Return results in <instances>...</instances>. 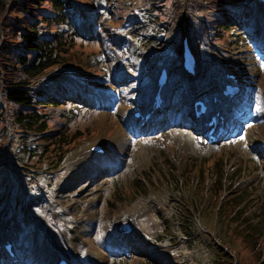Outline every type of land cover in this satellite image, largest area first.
Here are the masks:
<instances>
[{
  "label": "rangeland",
  "instance_id": "374dc122",
  "mask_svg": "<svg viewBox=\"0 0 264 264\" xmlns=\"http://www.w3.org/2000/svg\"><path fill=\"white\" fill-rule=\"evenodd\" d=\"M115 1L131 11L127 14L114 7ZM241 3L236 4L234 15L220 13L212 23L207 20L209 32L184 13L190 47L198 58L193 78L181 73L180 37H175V30L168 31V26L144 7L134 8V0H80L78 8L65 11L66 23L57 33L71 34L84 50L68 67L48 71L39 79L45 93L50 92V82L65 88L64 92L56 88L48 99L58 107L48 105L41 110L46 113L43 118L54 123L52 127L39 141L22 148L41 153L45 140L62 131L89 129L86 137H96L79 142L59 169L42 171L43 187L29 180L39 170H22L31 175L24 178V185H35L33 195H26L23 203H14L12 195L0 192L4 223L11 230L17 222L23 228L13 238L23 264L28 255L34 256L33 251L46 264L54 247L63 250L62 258L72 264H194L193 254L187 252L190 244L201 248L216 239L233 248L243 239L251 262L260 259L256 264H264V107L256 101L264 99V39L258 41L260 32L264 35V12L260 14L264 1ZM220 26L224 29L218 31ZM215 34L221 35L219 41ZM211 40L214 49L208 44ZM167 64L171 65L170 80L177 85L174 95L145 132L124 131L127 143L121 148V108H128L129 114L134 109L142 111L140 102L150 98L159 68ZM126 71L131 76L120 77ZM225 71L239 78L230 118L240 125L230 126L232 132L224 141L206 147L195 144L194 136H182L180 141L168 136L173 129L185 131L180 121L188 120L193 95L185 93L193 91L191 84L209 91L201 95L208 98L223 89ZM184 142L186 146H182ZM96 143L105 146V156L88 152ZM75 158L76 166L68 174ZM104 161L111 164L100 165ZM92 174L99 176L95 179ZM37 198L42 202L29 206ZM232 198L236 201H229ZM241 198L245 201L236 213L232 214L231 208L221 210ZM74 219H79L83 231L76 243L69 244L76 229ZM124 224L129 226L130 236L119 231ZM3 230L8 233L9 229ZM124 238L132 240L129 250L115 243Z\"/></svg>",
  "mask_w": 264,
  "mask_h": 264
},
{
  "label": "trees",
  "instance_id": "16d2710c",
  "mask_svg": "<svg viewBox=\"0 0 264 264\" xmlns=\"http://www.w3.org/2000/svg\"><path fill=\"white\" fill-rule=\"evenodd\" d=\"M136 1L153 12L156 11L160 19L174 28L185 6V0ZM76 2L78 1L0 0V154L1 163L5 161V157L11 160L13 182L14 178H21L22 174L18 170L22 168L27 172L36 169L56 170L79 142L96 137H86L89 129L62 131L45 140L41 153L22 148V145L27 147L30 142L39 141L54 124L43 118L41 110H44V106L56 107L58 104L47 100L51 99V95L40 89L39 79L48 71L68 65L84 50L69 33L48 35L64 24L65 7ZM239 2L240 0H186V5L191 16L201 15L208 20L214 18L219 10L232 11V7ZM55 87L50 85V92ZM1 173L0 187L7 191L9 178L4 166ZM229 201L234 202L236 198ZM244 201L241 198L234 205L225 206L221 210L227 212L231 208L232 214L236 213ZM215 203L214 201L213 204ZM186 235L193 240L192 235ZM244 235L248 237L250 232L246 231ZM190 249L198 262L206 256L210 264H256V261H260L258 259L255 263L251 262L243 239L234 248L218 239L209 241L207 246L201 248L191 243Z\"/></svg>",
  "mask_w": 264,
  "mask_h": 264
},
{
  "label": "bare ground",
  "instance_id": "6f19581e",
  "mask_svg": "<svg viewBox=\"0 0 264 264\" xmlns=\"http://www.w3.org/2000/svg\"><path fill=\"white\" fill-rule=\"evenodd\" d=\"M262 10H264V8H262ZM263 20H264V18H263ZM260 36H263L264 37V35H263V33L262 32H260ZM264 42V41H263ZM264 45V44H263ZM181 53H182V50H181V47H180V54L179 55H181ZM168 65V67H171V65L170 64H167ZM229 74V73H231L232 74V72H230V71H225L223 74ZM125 76H127L128 74H124ZM234 77L236 78V76L234 75ZM237 80H238V83H239V78L237 77L236 78ZM172 82V80H170L169 79V77H168V80H167V82H166V85H165V88H164V92H166V91H168V90H166V86L167 85H170V83ZM193 86H196V84H194ZM230 86H234V87H236L237 89H238V85L237 84H235L234 82H233V80H230L229 82H227V80H225L224 82H223V85H222V87L223 88H228V87H230ZM264 86H262V88H263ZM152 88H154V92L157 90V84H156V81H155V83L153 84V86H152ZM197 88V87H196ZM261 88V90H264V88L262 89ZM154 92H153V94H154ZM162 93V104H161V106H160V108L159 109H157V110H154L152 107L154 106V102H153V94H152V96H151V98H150V100L148 101V100H145L144 101V103L147 105V110L146 111H148L149 112V115H151L150 117H151V119L150 120H148L147 122H145L144 124H143V127L142 128H138V131L139 132H145V130L151 125V124H153V123H155L156 122V114L158 113V112H160L161 110H163V109H165L166 107H167V105H168V102H170V94H165V93ZM202 91H201V89H199V88H197L196 90H195V88H194V91H187V97H189L190 95H193V96H200V95H202ZM165 94V95H164ZM237 94L238 93H236L235 94V96H237ZM220 97L223 99V100H221V104H220V106H217V105H214V104H212V98H210V105H209V111H208V114L207 115H205L204 117H199V118H196L195 119V117L193 116V110H192V102H191V108H190V112L187 114V116H188V122H189V128L191 129V132L192 133H195V134H197V133H200V132H203L204 133V131H206V132H208L210 129H212V136L213 137H216L215 136V134L213 133L214 131L215 132H217L218 131V129L221 127V121L223 120H226V118L228 117V116H226L225 114L223 115L222 113L226 110V108H229L230 110H231V106H232V104H233V98L231 97V95L230 94H226L225 92H222L221 94H220ZM193 101V100H192ZM195 101V100H194ZM259 101H261L262 103H264V101L262 100V99H259ZM227 103H228V105H227ZM134 111V110H133ZM223 111V112H222ZM128 108H126V107H122L121 108V110H120V114H121V118H122V125H127V124H129V126H130V128L129 129H127L128 131H131L130 129H134L133 128V126H135L136 128H137V126L138 125H140L141 123H143V121L141 120V119H134L133 117H132V112H130V116H127L128 114ZM166 114V113H165ZM186 115V114H185ZM164 116H166V115H163V117ZM167 117V116H166ZM238 119V118H237ZM239 120V119H238ZM184 119H182L181 118V123H182V126H183V123H184ZM209 121H211V122H213L214 124H212V125H205V123H207V122H209ZM238 124V125H237ZM133 125V126H132ZM137 125V126H136ZM233 125L234 126H239L240 124L239 123H237V122H235V123H233ZM135 128V129H136ZM174 128V127H173ZM121 129L123 130V134H121V136H120V140L118 141V144L120 145V147L121 148H123V146H125L126 145V143H127V140L125 141V138L123 137V135L125 136V134H124V126H123V128L121 127ZM180 133V134H179ZM179 133H177L176 132V130L175 129H173V130H170L168 133H167V135L168 136H172V137H174L176 140H178V141H180V139H183L184 137H182V136H186V135H188L187 134V131L185 130L184 132L182 131V132H179ZM144 135H148L147 134V132L144 134ZM189 136V135H188ZM196 136V135H195ZM167 138V137H166ZM168 139V138H167ZM194 139L196 140V137H194ZM141 142H142V140H141ZM182 146H186V143L184 142L183 143V145ZM118 149V148H117ZM88 151H89V148H88ZM139 153V152H138ZM72 154V153H71ZM70 154V155H71ZM87 158V157H86ZM111 161H113V160H111ZM111 161H108V162H106L105 163V161L104 162H101L100 163V165H105V164H107V165H109V164H111ZM76 162H77V158H75L74 159V161H73V163L68 167V170H69V172H68V174H70V172L72 171V168L73 167H75L76 166ZM83 174L84 173H82L81 175L83 176ZM87 174V173H86ZM86 174L84 175V176H86ZM99 175L97 174H92L91 175V177H93V178H97ZM96 190H100V189H98V187H96ZM75 203V202H74ZM74 205V204H73ZM2 212H0V218H1V214ZM145 216V215H144ZM148 219V217L147 216H145V219L144 220H147ZM142 221V224H144L143 222V220H141ZM74 222V221H73ZM75 226H74V228H76L75 230H73V233H72V237H71V239H70V242H68L69 244H74V243H76L77 241H78V239L80 238L79 236L82 234V231L83 230H79V228H81L80 227V224H81V222L79 221V219H75ZM141 224V223H140ZM16 227V226H15ZM17 230H20V227L19 228H17ZM0 231H2L1 230V228H0ZM17 234H18V231H17ZM12 235V233L10 234V235H6L7 237H10ZM127 238H125V240H126ZM124 240V244H125V247H127L128 245H130L132 242H129V241H125ZM123 241V240H122ZM130 241H132V240H130ZM72 242V243H71ZM103 246V245H102ZM47 249V248H46ZM57 250V251H56ZM34 252V256H29L28 255V257L25 259V263L24 264H42V262H40V257L39 256H37L36 254H35V251H33ZM62 254H63V251L62 250H59V249H54V250H51V252H50V254H49V261L46 263V264H57V260L62 256ZM44 255V254H43ZM105 255V254H104ZM0 258H1V260H2V263L4 264V263H6V264H23V256L21 255V257H20V261H18L17 263H14L11 259H9L7 256H6V254L5 253H3V251L2 250H0Z\"/></svg>",
  "mask_w": 264,
  "mask_h": 264
},
{
  "label": "water",
  "instance_id": "95a60500",
  "mask_svg": "<svg viewBox=\"0 0 264 264\" xmlns=\"http://www.w3.org/2000/svg\"><path fill=\"white\" fill-rule=\"evenodd\" d=\"M258 1H262V0H258ZM121 229H122V230H125V226H123Z\"/></svg>",
  "mask_w": 264,
  "mask_h": 264
},
{
  "label": "snow or ice",
  "instance_id": "6c2138e0",
  "mask_svg": "<svg viewBox=\"0 0 264 264\" xmlns=\"http://www.w3.org/2000/svg\"><path fill=\"white\" fill-rule=\"evenodd\" d=\"M241 139H244V137L242 136Z\"/></svg>",
  "mask_w": 264,
  "mask_h": 264
}]
</instances>
